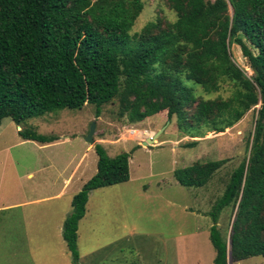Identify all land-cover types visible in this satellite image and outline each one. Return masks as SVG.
Segmentation results:
<instances>
[{
    "label": "trees",
    "instance_id": "trees-1",
    "mask_svg": "<svg viewBox=\"0 0 264 264\" xmlns=\"http://www.w3.org/2000/svg\"><path fill=\"white\" fill-rule=\"evenodd\" d=\"M168 7L175 21L159 16L132 34L143 0H0V125L12 119L22 139L50 144L58 139L39 134L32 119L88 105L100 117L117 102L119 117L132 124L166 115L197 138L225 132L253 110L248 155L208 216L214 264L264 258V0H168ZM233 45L252 75L235 62ZM185 81L206 95H229L204 99ZM95 150L97 173L74 196L63 225L72 264H80L78 230L90 194L131 177L129 153L110 158L102 145ZM224 163L195 162L174 177L203 188ZM228 209L229 234L219 227Z\"/></svg>",
    "mask_w": 264,
    "mask_h": 264
},
{
    "label": "rangeland",
    "instance_id": "rangeland-1",
    "mask_svg": "<svg viewBox=\"0 0 264 264\" xmlns=\"http://www.w3.org/2000/svg\"><path fill=\"white\" fill-rule=\"evenodd\" d=\"M143 1L145 8L132 34L140 33L159 16L176 20L175 13L168 7V0ZM231 52L237 65L252 75L240 48L233 45ZM185 84L195 86L196 94L204 99L219 95L227 98L229 95L227 89L220 94L206 95L200 86L190 81H185ZM118 113L119 105L113 102L101 108L100 117H97L96 107L88 105L81 110L53 112L29 122L39 134L58 139L55 145L38 150L42 158L47 155L62 160L66 156L68 162L76 164L84 156L80 174L84 172L85 184L97 173V144L103 146L110 158L127 152L132 159L133 180L129 186L120 185L113 190L104 188L92 195L88 226L92 230L88 233L87 226L81 229L80 264H173L174 248L171 249L172 245L164 239L178 233L188 235L194 230L199 232V244L205 252L203 259L202 251L197 247L191 255L194 258H190V264H213V259L208 258L209 235L213 225L208 213L222 195L232 172L248 155L255 112L251 110L225 132H206L203 137L197 138L182 134L176 118L169 121L166 115H156L142 123L132 124L128 118H120ZM94 122L97 124L94 134L96 143L90 145L85 138ZM159 132L162 133L156 138L157 144L143 146V142ZM194 142L196 146L187 147ZM23 153L24 148L16 149V155ZM55 158L56 168L50 172L36 174L31 180H16V196L33 199L32 194L29 196V189L32 186L39 188L48 173L52 182L60 184V167L66 165ZM219 160L225 161L223 167L203 188L183 187L175 180L174 171L177 169L189 167L195 162ZM73 166L68 167L70 172ZM27 168L25 163L16 165L20 173ZM74 188L75 185L70 190ZM49 205L51 203L46 202L16 209V218L4 224L2 231L5 233L0 231V264H72L60 230L62 223H57L58 216L54 214L57 209L54 207L47 213L49 210L45 207ZM231 214V209L225 210L219 221L221 230L225 232L228 228V234L233 221ZM211 251L215 254L213 247ZM182 262L185 264L186 259L182 258ZM232 264H264V258Z\"/></svg>",
    "mask_w": 264,
    "mask_h": 264
},
{
    "label": "crops",
    "instance_id": "crops-1",
    "mask_svg": "<svg viewBox=\"0 0 264 264\" xmlns=\"http://www.w3.org/2000/svg\"><path fill=\"white\" fill-rule=\"evenodd\" d=\"M21 129L22 128L20 126H17L12 119H5L0 125V231L5 233L4 231H2V227L4 226V224L16 218V209L30 204L41 205L46 202L51 203V205L45 207L49 210L47 211V213H50L54 207L55 209H57L56 211H54V214L58 216L57 223H62V226H60V230L63 231L64 222L72 213L73 198L82 190L83 186L85 185V180L83 179L84 172L82 175L80 174V171L83 170L82 165L84 156H82L80 160L76 162V164H74L73 162L71 164L70 161L68 162V158H66V156L63 157L62 160H60V158L58 159L55 157H49L47 155L42 158L40 155H38V150H44L49 146L55 145L56 142L50 144H41L30 140H24L20 136ZM155 143L157 144V141H155ZM175 143L176 142H174V144ZM18 148H24L25 153L16 155V149ZM54 158L66 165L64 167H60V171L58 174V179L61 180V183L57 184V182L55 181H53V183L51 176L48 173L45 174L43 184H41L39 188L32 186L29 189V196L32 194L34 196L33 199L29 200V198H26L25 196H16V180H21L24 178H28L31 180L34 179L36 174L50 172L52 168H56V161L53 160ZM131 160L132 159L130 158L131 177L129 182L122 184L124 186H129V184L133 180ZM20 163H25L28 166L24 173H20L18 170H16V165H20ZM70 165H74L71 172L68 170V167ZM74 185L75 188L70 190V188H72ZM55 186H57L58 189ZM118 186L109 188H112L113 190V188H118ZM99 190L93 191L90 194L86 215L79 224L78 250L79 242L81 240V229L85 226L88 227L90 224V206L92 195ZM141 193L143 194L145 192ZM58 201L59 203H56ZM171 204L173 205L174 203L171 202ZM201 213L203 214V212ZM91 230L92 227H88V233H91ZM199 239L200 234L195 230L188 235L178 233L177 235L173 234L171 236H166L164 241L172 245L171 249L174 248V255L172 257V259H174L173 264H183L182 258L186 259L185 264H190V258H194L191 257V255L194 253L197 247L199 250H201L202 246L199 244ZM212 247V243L208 244V258L210 259L211 257L214 264L216 253H212ZM201 251V257L204 259L205 251Z\"/></svg>",
    "mask_w": 264,
    "mask_h": 264
},
{
    "label": "water",
    "instance_id": "water-1",
    "mask_svg": "<svg viewBox=\"0 0 264 264\" xmlns=\"http://www.w3.org/2000/svg\"><path fill=\"white\" fill-rule=\"evenodd\" d=\"M96 126H97V124H96V122H94L91 125L90 132H89L88 136L85 138L86 142L90 145H94L96 143V140L94 137V134L96 132ZM161 133L162 132H159L155 135V137L147 139V141L143 142V145L146 147L149 145H152L156 141V138H158L161 135Z\"/></svg>",
    "mask_w": 264,
    "mask_h": 264
}]
</instances>
